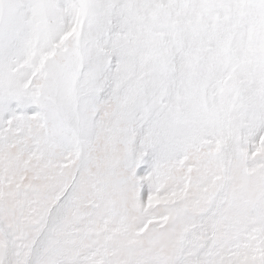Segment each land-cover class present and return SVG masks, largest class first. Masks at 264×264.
Returning a JSON list of instances; mask_svg holds the SVG:
<instances>
[{"label": "snow or ice", "instance_id": "snow-or-ice-1", "mask_svg": "<svg viewBox=\"0 0 264 264\" xmlns=\"http://www.w3.org/2000/svg\"><path fill=\"white\" fill-rule=\"evenodd\" d=\"M0 264H264V0H0Z\"/></svg>", "mask_w": 264, "mask_h": 264}]
</instances>
